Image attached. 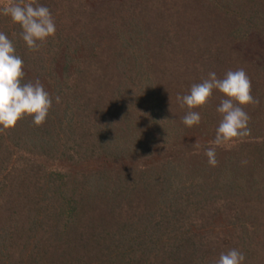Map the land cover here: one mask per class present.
<instances>
[{"label": "trees", "instance_id": "trees-1", "mask_svg": "<svg viewBox=\"0 0 264 264\" xmlns=\"http://www.w3.org/2000/svg\"><path fill=\"white\" fill-rule=\"evenodd\" d=\"M36 3L56 24L38 51L0 15L53 97L42 126L0 131V264H264V0ZM238 69L251 132L216 147L222 94L192 128L176 97Z\"/></svg>", "mask_w": 264, "mask_h": 264}, {"label": "clouds", "instance_id": "clouds-1", "mask_svg": "<svg viewBox=\"0 0 264 264\" xmlns=\"http://www.w3.org/2000/svg\"><path fill=\"white\" fill-rule=\"evenodd\" d=\"M0 15L9 17L20 28V39L29 51H38L49 38L55 36L56 24L50 9L36 0H24L0 9ZM24 61L16 52L14 42L0 31V131L14 128L18 121L30 117L36 127L42 126L53 106V97L40 80L24 82ZM252 84L243 69L228 71L222 79L209 72L201 83L192 85L188 94L176 97L179 106L187 108L182 119L184 126L192 128L201 123V114L194 111L207 105L214 92L223 98L216 108L221 120L213 144L216 147L250 135V117L244 110L249 104L258 103L251 94ZM59 104L61 98L55 97ZM208 164L217 165L215 147L206 150ZM246 257L238 249L221 252L215 264H245Z\"/></svg>", "mask_w": 264, "mask_h": 264}]
</instances>
